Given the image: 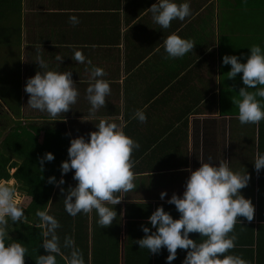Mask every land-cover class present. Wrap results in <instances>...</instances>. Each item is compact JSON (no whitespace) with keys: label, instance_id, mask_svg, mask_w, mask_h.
Returning a JSON list of instances; mask_svg holds the SVG:
<instances>
[{"label":"crops","instance_id":"0c3cea01","mask_svg":"<svg viewBox=\"0 0 264 264\" xmlns=\"http://www.w3.org/2000/svg\"><path fill=\"white\" fill-rule=\"evenodd\" d=\"M123 1L117 7L114 0H64L63 11H69L67 5L71 7L70 11L77 13L76 24L69 16L49 17L47 23L37 17H21L19 116L9 113L5 120L1 118L2 132L12 119L47 121L54 131L47 151L56 150L61 162L68 159L70 139L84 136L87 140L101 118L122 124V131L139 144L130 157L137 187L114 193L122 196L116 205L106 203L117 213L113 222L107 227L98 225L93 209L75 215L79 226L70 224L71 229L87 234V264H91L92 249L98 254L96 264H103V258L110 264H166L165 248L151 253L135 242L145 235L141 226L149 227V234L155 231L147 217L158 206L178 218L175 206L166 201L173 193L182 194L190 170L198 168L200 161L225 160L234 172L248 173L249 181L239 191L254 205L251 221L238 217L241 223L237 220L229 233L235 235V247L225 254L239 255L248 264H264V210L257 207V201L264 202V167L257 171L253 164L256 153L264 152V119L258 124L239 122L233 101L239 99L240 87L249 86L243 85L241 73L228 78L231 66L221 63L226 54L246 62L254 44L264 51V0H188L190 16L173 19L167 29L156 24L147 10L156 0H128V9L136 14L132 17L127 9L128 18ZM109 11L113 12L103 15ZM171 33L193 42L189 53L167 56L163 40ZM77 49L86 62L71 59ZM34 51H47L46 70L71 71L78 96L67 112L50 117L27 105L26 80L42 71ZM56 55L63 57L62 62ZM92 65L104 69L102 78L110 82V92L105 104L90 114L85 90L95 79L87 70ZM257 99L264 107V98ZM137 109L145 113L144 122L133 118ZM73 171L63 174V192L57 185L52 189L48 209L55 194L60 193L63 199L67 189L75 186ZM161 191L166 193L164 199ZM75 216H70L71 220L75 221ZM189 237L196 243L205 238L196 232ZM186 252L178 248L171 264H181Z\"/></svg>","mask_w":264,"mask_h":264},{"label":"clouds","instance_id":"9594fccd","mask_svg":"<svg viewBox=\"0 0 264 264\" xmlns=\"http://www.w3.org/2000/svg\"><path fill=\"white\" fill-rule=\"evenodd\" d=\"M153 21L162 29H167L173 19L184 20L190 16L191 9L188 0H156L148 9ZM72 24L78 23L75 15H69ZM194 44L190 39L182 38L171 33L163 40L164 51L169 58L181 57L189 53ZM250 54L246 62L241 63L236 55H223L222 64L230 65L228 78L241 73L243 85L238 91L239 99L233 101L238 109L237 119L241 124H258L264 119V107L261 100L264 98V51L261 46L254 44L249 47ZM243 55V53H241ZM55 59L62 62L63 57L56 55ZM71 59L78 63L86 62V57L80 50H75ZM42 71L27 78L24 91L29 94L27 105L50 117L67 112L70 105L76 102L78 91L71 78V71L46 70L47 64L37 56ZM90 65L91 61H87ZM94 82L86 88V99L91 105L89 113L105 104V97L110 92V82L103 79L104 69L95 65L87 68ZM255 88V91H248ZM133 118L140 122L146 120L142 109L133 113ZM122 124L117 125L110 120L101 118L95 125L96 131L84 136L70 139L67 148L68 159L60 164L61 177L57 181L54 176L48 177L49 183L57 186L64 184L63 174L74 170L72 178L76 181L74 187H69L63 198L65 211L75 216L77 213H90L96 210L97 224L109 226L117 213L107 204L116 205L122 196L114 193L127 192L137 186L133 183V161L131 154L139 144L122 131ZM54 155L46 152L41 160L51 161ZM254 168L259 171L264 167V152H257L254 157ZM249 181L245 171L234 172L228 167L227 160L210 163L200 161V166L190 170L184 183V190L179 196L173 193L167 203L173 204L179 213L174 219L162 206H158L148 217L150 225L155 228L149 234V227L141 226L145 235L135 241L140 248L148 252L159 253L163 247L168 255L166 264H171L176 257V250L187 249L181 264H248L239 255L225 254L235 247V235L232 232L238 217L251 221L254 216V205L250 198H245L240 189ZM60 191L64 189L61 187ZM16 189L4 182H0V264H24V255L27 249L19 242L5 243L9 238L6 225L12 222L23 221L24 210L17 203ZM164 199L165 191L160 192ZM38 223L35 227L41 229L43 237L40 247L47 254L38 255L36 264H57V256H62L66 264H86L80 249L75 246L74 239L65 234L63 241L57 234L60 227L58 220L45 208L37 209L35 213ZM240 222V220H239ZM241 223V222H240ZM199 233L205 237L196 243L189 237V233ZM68 249V253L62 252Z\"/></svg>","mask_w":264,"mask_h":264},{"label":"trees","instance_id":"16d2710c","mask_svg":"<svg viewBox=\"0 0 264 264\" xmlns=\"http://www.w3.org/2000/svg\"><path fill=\"white\" fill-rule=\"evenodd\" d=\"M114 1L117 7H120V0ZM63 3L64 0H0V42L3 43L5 41L6 45L9 46L12 43L10 40L16 38L18 40L17 45H20V21L22 16L25 18L37 17L39 21H43L44 23H47L48 18L53 16H77V13L74 14L73 11H70L72 8L68 5L66 9H69V11L64 12L65 7ZM128 5V0H124L123 8L125 9L124 16L126 18H128ZM111 12L113 11H109L103 15L108 16ZM128 12L132 17L136 15L132 11V8H129ZM117 13V11L114 12V14ZM15 21L16 23L13 24L12 22ZM34 52L45 63L47 62V51ZM28 53L31 52L29 51ZM15 85L16 88L13 89L7 84L0 83V114L7 116L10 113L14 117L19 116V106L17 105L19 80ZM14 100L16 102L15 107H13ZM2 107L6 109L4 110ZM11 123L9 127L4 128L3 132L0 129V180H5L4 183H7L6 181L13 178L14 183L11 185L16 190L24 193V199L19 204L24 210V219L22 222H12L9 220L6 225L9 238L5 243L13 241L21 243L27 249L24 255V264H36L35 260L37 256L47 253L40 247L43 239L41 236L42 230L35 227L36 223H38V217H36L35 213L37 209L44 210L46 208L49 214L53 215L61 226L60 231L56 230L61 241H63L65 234L71 236L74 239L75 246L82 252L87 264L89 254L87 234L85 231L71 229V222L79 226L80 221H76V216L75 221L71 220V215L64 209L60 193L55 194V197L51 198V208L48 209L50 193L54 186H56L55 183L48 182V177L54 176L58 181L61 173V161L56 155V150H52L51 152L54 155V159L43 161V166L41 167V160L44 154L48 152V139L54 135L52 126L45 120L38 122H31L29 120L17 122L15 119H12ZM11 159L18 160L19 165L10 174L7 165ZM58 187H63V185ZM257 207L258 210H264V202L262 200L257 201ZM61 250L66 256L68 249L62 248ZM97 256L98 254L95 253V249H92L91 264H96ZM108 261L109 259L103 258V264H110ZM57 264H66L65 259L58 255Z\"/></svg>","mask_w":264,"mask_h":264},{"label":"rangeland","instance_id":"374dc122","mask_svg":"<svg viewBox=\"0 0 264 264\" xmlns=\"http://www.w3.org/2000/svg\"><path fill=\"white\" fill-rule=\"evenodd\" d=\"M12 23L15 24L16 21ZM10 42L12 43L9 46L6 45L5 41L3 43L0 42V83L7 84L11 86V88L15 89V84L19 80V62L21 59V51H19V45H17L18 40H16V38L14 40H10ZM13 104V107H15V100ZM2 109L4 108L2 107ZM2 117L6 118L7 116L5 114H0V118ZM14 170L15 167H11L8 172L11 174ZM0 182H5V180H0ZM6 182L11 185L14 183V179L10 178ZM15 196L18 204H20L24 199V193L22 191L16 190Z\"/></svg>","mask_w":264,"mask_h":264},{"label":"water","instance_id":"95a60500","mask_svg":"<svg viewBox=\"0 0 264 264\" xmlns=\"http://www.w3.org/2000/svg\"><path fill=\"white\" fill-rule=\"evenodd\" d=\"M19 162L16 161L15 159H11L7 165L8 171L10 170L11 167H15V169L18 167Z\"/></svg>","mask_w":264,"mask_h":264},{"label":"flooded vegetation","instance_id":"af4514ba","mask_svg":"<svg viewBox=\"0 0 264 264\" xmlns=\"http://www.w3.org/2000/svg\"><path fill=\"white\" fill-rule=\"evenodd\" d=\"M2 128V126H1V118H0V129Z\"/></svg>","mask_w":264,"mask_h":264}]
</instances>
